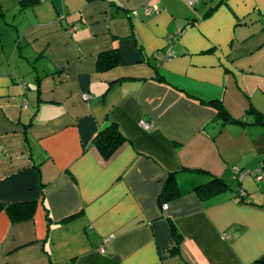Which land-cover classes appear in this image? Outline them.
Returning a JSON list of instances; mask_svg holds the SVG:
<instances>
[{"label": "crops", "instance_id": "crops-1", "mask_svg": "<svg viewBox=\"0 0 264 264\" xmlns=\"http://www.w3.org/2000/svg\"><path fill=\"white\" fill-rule=\"evenodd\" d=\"M111 121L126 141L105 158ZM261 165L264 0H0V203H35L0 211V264H252ZM213 177L230 190L199 196Z\"/></svg>", "mask_w": 264, "mask_h": 264}, {"label": "trees", "instance_id": "trees-1", "mask_svg": "<svg viewBox=\"0 0 264 264\" xmlns=\"http://www.w3.org/2000/svg\"><path fill=\"white\" fill-rule=\"evenodd\" d=\"M26 1V0H23ZM35 3V0H32ZM120 62V55L117 49L104 52L100 55L98 61V71L104 72L116 68ZM218 115L225 121L231 119L228 118L222 107L218 106ZM233 121V120H232ZM126 141L124 135L121 133L118 125L115 122H109V124L103 128L96 136L94 142L105 158H109L115 151ZM174 173H171L164 186L163 193L160 195V199L167 194L169 197L176 196L177 187L174 181ZM230 190V187L221 179L213 177L211 180L203 185L195 188V191L199 196L206 197L214 194H221ZM163 200L161 201L162 204ZM164 204V203H163ZM5 210L13 220V222H23L32 219L35 213V203H23L12 206H5L0 203V211ZM171 233L176 241V247H179L181 243V234L177 231L175 225L171 226ZM252 264H264V255L254 261Z\"/></svg>", "mask_w": 264, "mask_h": 264}, {"label": "built area", "instance_id": "built-area-1", "mask_svg": "<svg viewBox=\"0 0 264 264\" xmlns=\"http://www.w3.org/2000/svg\"><path fill=\"white\" fill-rule=\"evenodd\" d=\"M197 1L198 0H189V5L190 6H194V5H196L197 4ZM158 12V9L156 8V7H149V6H146L145 8H144V13H145V15H147V16H151V15H153V14H155V13H157ZM135 15H137V12H135L134 13ZM69 32H74L75 30H76V27H70L69 29ZM174 55V52H172V51H169V53H168V56L169 57H172ZM84 99L85 100H89L90 99V96L88 95V94H85L84 95ZM140 125H141V127L143 128V129H149L151 126H150V124H148V123H146V122H141L140 123ZM249 174V172L248 171H241L240 169H235V178L236 179H238V180H241L243 177H245L246 175H248ZM256 179L259 181V182H264V165H261L258 169H257V171H256ZM163 209H168V207H169V205L168 204H163ZM102 251H104V249L102 250Z\"/></svg>", "mask_w": 264, "mask_h": 264}]
</instances>
